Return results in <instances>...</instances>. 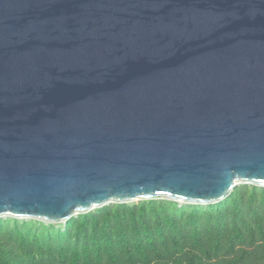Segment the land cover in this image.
I'll return each mask as SVG.
<instances>
[{"label": "water", "instance_id": "95a60500", "mask_svg": "<svg viewBox=\"0 0 264 264\" xmlns=\"http://www.w3.org/2000/svg\"><path fill=\"white\" fill-rule=\"evenodd\" d=\"M242 184L264 187V0H0V217Z\"/></svg>", "mask_w": 264, "mask_h": 264}, {"label": "trees", "instance_id": "16d2710c", "mask_svg": "<svg viewBox=\"0 0 264 264\" xmlns=\"http://www.w3.org/2000/svg\"><path fill=\"white\" fill-rule=\"evenodd\" d=\"M0 264H264V187L209 205L112 203L65 223L0 217Z\"/></svg>", "mask_w": 264, "mask_h": 264}]
</instances>
